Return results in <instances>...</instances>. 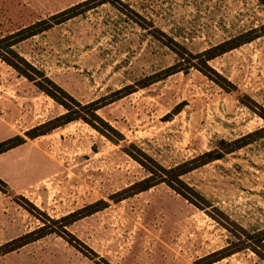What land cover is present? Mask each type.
Here are the masks:
<instances>
[{
  "label": "rangeland",
  "instance_id": "obj_1",
  "mask_svg": "<svg viewBox=\"0 0 264 264\" xmlns=\"http://www.w3.org/2000/svg\"><path fill=\"white\" fill-rule=\"evenodd\" d=\"M79 5L15 50L82 105L109 103L98 115L117 133L80 120L36 140L49 161L37 175H49L21 193L0 184V248L51 234L1 251L0 264H206L237 250L213 264H264V132L252 136L264 129V36L204 56L259 29L264 5L0 0V39ZM65 112L0 58V116L10 125L0 142ZM241 139L249 144L181 177L186 198L164 183L129 191L150 176L146 166L171 169ZM92 206L102 210L63 221Z\"/></svg>",
  "mask_w": 264,
  "mask_h": 264
},
{
  "label": "trees",
  "instance_id": "obj_2",
  "mask_svg": "<svg viewBox=\"0 0 264 264\" xmlns=\"http://www.w3.org/2000/svg\"><path fill=\"white\" fill-rule=\"evenodd\" d=\"M259 1L264 5V0H259ZM79 7L80 5L77 7L68 9L46 20L37 22L34 25H31L23 30H20L8 37L0 39V58L3 61H5L7 64L12 66L15 70H17L22 76L26 77L29 81L35 83V85L39 88L40 91L48 95L50 98H52L55 102H57L59 105H61L66 110L64 115L59 116L55 119H52L45 124H42L34 129L27 131L25 133V137L15 136L3 142H0V155L7 153L10 150L15 149L19 146L24 145L25 143H27L28 140H34L39 137L46 136L58 128H61L63 126H66L68 124H71L73 122H77L80 120L89 124L91 127L96 129L100 133H105V131L102 128H100V126H98V123L101 125H104L113 133H117L116 130H114L107 122H105L98 115V111L101 110L106 105H108L109 103L101 105V101H95V102H92L86 105H82L75 98H73L70 94H68L65 90H63L61 87H59L49 78H47L43 72H38L37 70H35L22 57H20L17 51L15 50V47L18 44L28 39H31L35 36H38L46 31H49L53 27L60 25L76 17L77 15H79V14H75V10L78 9ZM263 36H264V24L259 29H253L248 33L242 34L228 42L220 44L216 46L215 48H212L206 51L204 53V56L206 57V62H209L215 59L216 57H219L223 54L231 52L247 43H251ZM30 71H34L36 74H38L40 76V81L34 78L35 76H32V74H30ZM174 73L175 72H172V70H169L167 72V76H170ZM130 94H132V92L128 90V92H126L124 96L130 95ZM119 99L120 97L114 101H117ZM263 118H264V114H263ZM263 132H264V129L259 130L255 132L254 134H252V136L260 135ZM248 144L249 143H246L245 139L237 140L234 143H227L225 141H222L220 143L221 145L220 150L205 153L202 156H199L189 162H186L184 164H181L171 169H165L156 163L154 164L158 168V171H155L152 168H148L146 166V169L150 173V176L146 178L145 180L131 186L129 188V191L132 195H137L139 193L146 192L150 190L151 188L164 183L186 198L187 197L186 194L183 193L180 187L187 188V186L181 180V177L211 162L222 160L224 159L226 155L231 154L235 152L237 149H241L247 146ZM0 184H4L7 186V184L1 179H0ZM100 210L102 209L92 206L90 208V211L87 212L85 215L76 216V214H74L72 216L64 218L63 221H66L70 218L73 219L74 217H77V218H74L75 220H72L74 222L82 217L92 215ZM71 223L72 222H68V224L66 225H70ZM49 234H51V232L50 233L45 232V228H41L35 233H31L27 236L19 238L18 240L10 244H7L1 247L0 252L2 251L5 254L13 252L25 245H28L37 240H40ZM263 241H264V237L262 238V242ZM238 251L239 250H237L236 252ZM236 252H233V253H236ZM233 253L227 254L226 256H223L222 258H218L216 260H211V261H210L211 257L207 258L209 262L207 261L206 264H213L215 262H218L225 257L231 256V254Z\"/></svg>",
  "mask_w": 264,
  "mask_h": 264
},
{
  "label": "crops",
  "instance_id": "obj_3",
  "mask_svg": "<svg viewBox=\"0 0 264 264\" xmlns=\"http://www.w3.org/2000/svg\"><path fill=\"white\" fill-rule=\"evenodd\" d=\"M8 126L10 125L0 116V130ZM14 135L15 132H12V136ZM37 139L0 155V179L14 192L21 193L26 187L42 182L49 175L48 170L43 177L37 175L41 170L49 169L47 156L36 146Z\"/></svg>",
  "mask_w": 264,
  "mask_h": 264
}]
</instances>
